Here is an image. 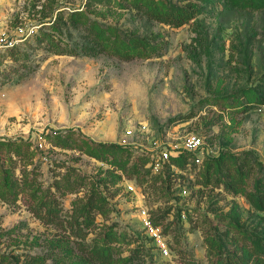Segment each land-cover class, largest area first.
Wrapping results in <instances>:
<instances>
[{
	"label": "rangeland",
	"instance_id": "rangeland-1",
	"mask_svg": "<svg viewBox=\"0 0 264 264\" xmlns=\"http://www.w3.org/2000/svg\"><path fill=\"white\" fill-rule=\"evenodd\" d=\"M166 1L198 7L199 15L174 27L148 18L133 0H56L64 16L73 10L83 15L78 28L52 30L40 23L41 6L34 9L33 0H0V140L33 143L23 158L0 161L33 182L16 200L0 197V258L10 256L15 264L83 263L72 240L53 248L62 232L33 212L32 190H55V180L66 174L79 188L60 197L65 211L101 181L110 202L96 216L89 238L113 226L124 257L140 246V256L157 264H183L185 254L216 264L209 239L229 253L238 252L242 231L264 239V207L247 195L264 174V7L231 0ZM89 27L103 30L115 45L130 36L146 37L160 54L125 60L112 51L55 53L51 40L73 45ZM13 42L21 44L17 59L7 51ZM222 96H242L248 108L215 103ZM191 135L203 140L200 165L183 170L166 163L153 170V156L181 147ZM59 137L71 147L57 145ZM99 142L121 144L129 152L113 163L100 160L90 150ZM215 157L217 173L232 167L235 157L244 162L245 191L205 185L206 164ZM145 216L152 224L159 219L169 256L148 232Z\"/></svg>",
	"mask_w": 264,
	"mask_h": 264
},
{
	"label": "trees",
	"instance_id": "trees-1",
	"mask_svg": "<svg viewBox=\"0 0 264 264\" xmlns=\"http://www.w3.org/2000/svg\"><path fill=\"white\" fill-rule=\"evenodd\" d=\"M231 1L254 9L264 7V0ZM38 6H41V8L36 10V13L40 14L42 26L48 25L52 30H61L64 25L79 27V18L83 15L79 10H73L67 16H64L61 10L57 11L59 8L56 7V0H33L32 7L36 9ZM133 6L142 11L148 18L174 27H180L188 23L196 18L200 12V9L193 5L176 6L166 0H133ZM52 43L51 40V46H53L55 53L74 56H98L101 53L112 51L122 59L131 60L136 57L149 59L160 54L158 46L150 42L146 37L130 36L126 41H123V44L115 45V43L108 42L107 38L104 37L103 30L95 27H89L88 30L82 32L80 39L76 40L73 45L60 47L59 44ZM20 45L15 43L7 47V51L16 59L21 53ZM254 93L258 94L256 90H254ZM238 99L232 100L228 96H222L218 97L215 103L232 107L233 109H239V107L248 108L247 106H242L240 101L242 96H239ZM57 145L63 148L71 147L68 140L60 137L57 140ZM32 146V142L23 139L20 141L0 140V161H3L2 159L13 160L14 156L23 158L29 153ZM90 150L91 155L110 163L116 162L121 154L129 152L126 146L104 142L97 143V146ZM33 152L31 151L32 154ZM234 159L235 164L232 167H227L226 172L219 173L216 172V169L220 164V158L210 159L203 173L205 185L214 182L215 185L223 186L229 191H245L246 172L244 170V162L237 157ZM148 161L143 160L142 165H147ZM192 163L194 164V155L189 151H184L179 156L172 157L170 162L171 165L183 170ZM133 167V173L139 172L140 168L137 164H134ZM148 171L150 172L151 169L148 168ZM232 172L233 175L231 174ZM0 174V197L6 201L16 200L20 191L33 186V182L28 180L29 178L25 175V172L19 178L15 176L13 168H6L4 165H0ZM70 176V174H66L64 177L56 179L52 185L55 190L49 188L44 192L41 188H35L31 192L36 200V205L33 208L36 217L45 224L54 226L63 234V236L51 242L53 248L58 249L63 245L71 244L72 240L83 256L82 264H157L140 256V246H136L129 256H121L117 246L119 234L113 229V226L104 232L103 235L89 238L92 227L96 222V216L105 213L110 199L100 187V181L94 184L84 197L74 199L71 202V209L65 211L64 206L60 202V197L75 193L79 188L78 181L71 180ZM111 181L113 184L116 183L113 179ZM247 195L256 206L264 207V174L257 177L254 183V190L248 192ZM153 224L155 226L161 225L159 219L154 221ZM239 239L241 242L239 249H237L238 252L231 253L224 252L214 240L209 239L211 248H214L211 251L217 256L215 263L264 264V239L247 231H242ZM15 261L14 258L6 255L0 258V264H15ZM182 262L183 264H200L194 256L188 254H185Z\"/></svg>",
	"mask_w": 264,
	"mask_h": 264
},
{
	"label": "built area",
	"instance_id": "built-area-1",
	"mask_svg": "<svg viewBox=\"0 0 264 264\" xmlns=\"http://www.w3.org/2000/svg\"><path fill=\"white\" fill-rule=\"evenodd\" d=\"M15 43L16 42H13L8 45H13ZM203 145H204L203 140L200 136L191 135L183 141V144L181 147L177 146L173 150H169L168 148L162 149L156 156H153L149 165L153 168L155 172H159L160 170L164 168V165L166 163L171 162L172 157L179 156L184 151L192 152V154L194 155V164L200 165L203 162V157H202ZM128 189L133 191L134 190L133 185L129 184ZM144 214H145V211H144ZM144 220H145L146 228L148 232L150 233V235L157 241L162 252L165 255L169 256L170 250L166 243V240L163 237V232L161 230V227L155 226L154 224H152V222H150L148 218H146V216Z\"/></svg>",
	"mask_w": 264,
	"mask_h": 264
}]
</instances>
